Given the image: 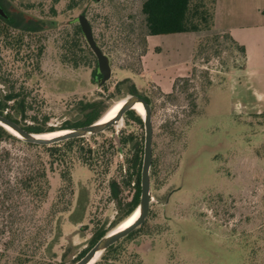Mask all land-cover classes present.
<instances>
[{"label": "rangeland", "instance_id": "rangeland-1", "mask_svg": "<svg viewBox=\"0 0 264 264\" xmlns=\"http://www.w3.org/2000/svg\"><path fill=\"white\" fill-rule=\"evenodd\" d=\"M52 1L8 0L6 4L12 13L56 22L54 28L30 35L33 45L40 39L43 44L35 77L45 101L43 111L50 117L46 127L59 131L65 122L80 120L79 101L102 96L114 104L116 97L134 91L151 103L156 177L150 179V208L145 226L120 241L121 255L108 264H264V119L262 113H247L241 105L257 100L245 91V79L234 81L229 75L243 68L241 53L224 43L218 56L208 61L206 54L194 58L197 41L209 32L147 36L143 0H83L71 10L61 1L54 17L49 13ZM104 12L129 26L132 37L129 44L108 50L111 75L100 85V78L93 75L95 63L74 68L61 61L58 39L72 33L79 15L90 19ZM28 70L16 65L13 73L22 77ZM176 84L181 85L176 88ZM138 116L142 125L123 116L106 131L83 137V148H95L112 138L119 151L105 176H94L79 163L73 165L72 193L66 198L69 211L54 218H59L61 229L57 245L44 251L54 236L49 231L42 236L46 242L41 253L52 264L77 262L94 231L108 228L119 213L108 184L126 178L125 160L133 144L122 146L121 138L144 145L143 118ZM1 146L12 153V174L25 152L18 144ZM51 184L49 201L61 186L57 173L51 174ZM131 188L121 187L117 199L130 200ZM7 237L0 234V254H6Z\"/></svg>", "mask_w": 264, "mask_h": 264}, {"label": "trees", "instance_id": "trees-1", "mask_svg": "<svg viewBox=\"0 0 264 264\" xmlns=\"http://www.w3.org/2000/svg\"><path fill=\"white\" fill-rule=\"evenodd\" d=\"M64 1L66 8L76 9L83 0H53L50 7L52 17L56 15V5ZM98 3L102 0H93ZM8 0H0V115L22 126L30 133H45L55 129L46 127L50 117L44 113L45 101L39 91V80L35 72L40 70V59L43 44L40 39L32 44L30 35L35 32L54 28L55 21L26 18L22 13H12L6 7ZM216 0H143L141 13L144 17L146 35H160L180 32H209L199 39L194 48V58L206 54L208 61L212 56H218L224 43L236 49L242 55L244 62L245 50L233 40L228 33H218L214 30ZM96 13L88 19L93 38L101 51L108 57L119 43L129 44L132 32L129 26L116 22L107 14ZM80 16V15H79ZM4 17V18H3ZM76 21V20H75ZM74 21V22H75ZM77 23V22H75ZM71 34H63L58 42L62 50L61 61L74 68L90 67L96 64V57L86 44L79 24H73ZM211 31H213L211 33ZM144 46L146 38H144ZM108 50L110 52L108 53ZM108 54V55H107ZM16 65L25 66L29 70L25 76L18 77L13 72ZM94 77L99 76L96 68ZM193 75V73L191 74ZM100 77V76H99ZM179 86L181 84H178ZM176 84V88L178 87ZM175 88V89H176ZM134 91H131V93ZM124 96L116 97L117 101ZM116 101V102H117ZM82 118L76 122H65L61 129L84 127L99 120L113 105L106 97L77 103ZM136 112V111H135ZM133 110L125 113L127 120L142 125V120ZM19 115L20 118H17ZM264 119V113L260 114ZM30 122V124H26ZM83 138L71 139L50 146H41L24 142L0 126V212L4 224H0V234L8 237L4 242V252L0 260L5 264H52L47 256L41 253L46 240L42 238L47 231L53 233V240L47 243L44 251H49L57 245L61 236L59 213L69 211L72 179L71 169L75 163L86 166L94 176H105L113 162L112 156L119 150L112 138L105 139L102 144L92 148L81 146ZM132 138H121V145H132V157L125 160L126 178L121 182L113 179L108 187L110 196L117 201L119 213L106 229H97L90 239L89 246L83 250L81 258L105 234L116 229L131 216L139 205L140 172L142 167L143 145L132 142ZM18 144L25 153L19 162L20 167L10 172L13 165L12 153L2 147V143ZM60 146L59 149L55 147ZM155 160L152 159L150 179L156 177ZM59 167V170L56 168ZM122 172V166L120 167ZM57 173L61 186L56 191L52 201L49 197L52 191L51 174ZM132 185L133 194L130 200L117 199L121 187L128 189ZM69 198V197H68ZM49 205L47 208L45 206ZM54 219V222H52ZM53 223V224H52ZM145 223L129 233L126 237L106 249L100 256V261L94 264H108L121 255L120 241L127 240L142 229ZM42 254V255H41Z\"/></svg>", "mask_w": 264, "mask_h": 264}, {"label": "water", "instance_id": "water-1", "mask_svg": "<svg viewBox=\"0 0 264 264\" xmlns=\"http://www.w3.org/2000/svg\"><path fill=\"white\" fill-rule=\"evenodd\" d=\"M0 12L2 11L0 10ZM76 22L80 26L86 44L88 45L94 56L96 57V62H97L96 71L101 76L99 80V84L102 85L105 81L109 79L111 75V67H110L109 59L96 44L93 38L92 29L90 27L87 18L80 15L77 17ZM123 101H124L123 106L120 108L119 112L112 120H109L107 122H101L104 116L103 115L99 120L87 126L73 127V128L59 130L65 133L49 139L40 138L41 135L49 132L30 133L26 131L19 124L8 119L6 116L0 115V126L3 127L6 131H8L6 127L11 128L16 133L17 135L15 136L16 138L27 143H32L41 146H50L59 142L76 139V138H83L87 136H93L102 133L107 129H109L110 127L116 125L122 119L123 114L126 111L131 110L135 104H140L145 109L146 115L143 118L144 145H143L142 167L140 172V199H139V205L137 207V209L139 210V215L137 219L128 227L120 231L114 229L109 233L105 234L100 239H98L95 242V244L74 264H89L97 254L101 256L106 249H108L110 246H112L113 244L117 243L119 240L126 237L136 228H138L145 221L150 208V201H151L150 167L152 163V139H153V128L151 122L150 108L149 105L146 104L142 98L135 95L125 97ZM50 132H56V131H50ZM117 143L119 144L118 139H117ZM95 262H93L92 264H94Z\"/></svg>", "mask_w": 264, "mask_h": 264}, {"label": "crops", "instance_id": "crops-1", "mask_svg": "<svg viewBox=\"0 0 264 264\" xmlns=\"http://www.w3.org/2000/svg\"><path fill=\"white\" fill-rule=\"evenodd\" d=\"M214 29L244 47L243 68L229 75L234 81L244 78L247 94L257 97L241 104L245 111L264 113V0H216Z\"/></svg>", "mask_w": 264, "mask_h": 264}, {"label": "bare ground", "instance_id": "bare-ground-1", "mask_svg": "<svg viewBox=\"0 0 264 264\" xmlns=\"http://www.w3.org/2000/svg\"><path fill=\"white\" fill-rule=\"evenodd\" d=\"M124 101L123 99L117 101L116 103H114L108 110L107 112L104 114L101 122H107L109 120H112L113 118H115L116 114L119 112L120 108L123 106ZM132 110L136 111L142 118L145 117L146 112L145 109L140 105V104H135L132 108ZM6 129L8 130L9 133H11L14 136H17L16 133L9 127H6ZM65 132L63 131H56V132H49L46 134H43L40 136V138H54L56 136H59L61 134H64ZM139 215V210H135V212L129 216V218H127L125 221H123V223H121L116 229L117 231H120L126 227H128L130 224H132L138 217ZM99 254H97L94 259L89 263L92 264L93 262H95V260L98 258Z\"/></svg>", "mask_w": 264, "mask_h": 264}, {"label": "flooded vegetation", "instance_id": "flooded-vegetation-1", "mask_svg": "<svg viewBox=\"0 0 264 264\" xmlns=\"http://www.w3.org/2000/svg\"><path fill=\"white\" fill-rule=\"evenodd\" d=\"M0 8H1V7H0ZM0 10H1V9H0ZM0 17H2V13H0ZM3 18H4V17H3ZM98 75H99V74H98ZM99 76H100V75H99ZM99 76H97V77H99ZM99 78H101V76H100ZM99 80H100V79H99ZM130 94L142 98V99L145 101V103L149 105V108L151 109V103H150V100H149L146 96L136 95L135 92H132V93H130ZM128 111H129V110H128ZM126 112H127V111H126ZM126 112H125V113H126ZM125 113L123 114V116H125ZM123 116H122V117H123ZM132 153H133V151H132ZM131 157H132V154H131L130 158H131ZM142 157H143V156H142ZM142 159H143V158H142Z\"/></svg>", "mask_w": 264, "mask_h": 264}]
</instances>
